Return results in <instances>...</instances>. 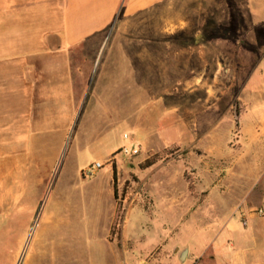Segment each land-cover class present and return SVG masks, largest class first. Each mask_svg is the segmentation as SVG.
Returning a JSON list of instances; mask_svg holds the SVG:
<instances>
[{
  "label": "rangeland",
  "instance_id": "1",
  "mask_svg": "<svg viewBox=\"0 0 264 264\" xmlns=\"http://www.w3.org/2000/svg\"><path fill=\"white\" fill-rule=\"evenodd\" d=\"M69 58L78 103L61 156L31 169L13 194L0 184V264H126L123 255L163 264L169 177L218 193L207 202L217 212L243 209L231 187L262 155L264 129V22H252L244 0L120 10ZM122 78L125 86H114ZM181 129L190 139L169 146V130ZM131 143L140 152L128 159L119 151ZM97 160L102 168L85 176ZM113 170L117 199L107 183ZM147 243L155 246L139 255Z\"/></svg>",
  "mask_w": 264,
  "mask_h": 264
},
{
  "label": "crops",
  "instance_id": "2",
  "mask_svg": "<svg viewBox=\"0 0 264 264\" xmlns=\"http://www.w3.org/2000/svg\"><path fill=\"white\" fill-rule=\"evenodd\" d=\"M165 1L0 0V184L11 185V194L31 169L52 167L61 156L78 103L70 50L105 30L120 10L133 15ZM244 6L253 23L264 22V0H244ZM121 81L125 86L123 78L114 86L120 88ZM191 135L188 130H169V146L183 144ZM80 136V148H86L88 140ZM89 138L94 140L93 134ZM261 141L262 155L253 159L248 177H237L230 191L233 200L244 201L245 226L234 204L221 212L208 208L207 202L218 193L203 190L200 181L191 191L180 177H169V224L164 227L169 256L163 264H264V129ZM68 154L69 149L63 161ZM113 154L111 150L108 159ZM78 156L74 153L75 159ZM107 183L114 197L110 174ZM253 210L262 214L250 213ZM154 246L140 245L139 255ZM122 259L126 264L131 260L127 255Z\"/></svg>",
  "mask_w": 264,
  "mask_h": 264
},
{
  "label": "built area",
  "instance_id": "3",
  "mask_svg": "<svg viewBox=\"0 0 264 264\" xmlns=\"http://www.w3.org/2000/svg\"><path fill=\"white\" fill-rule=\"evenodd\" d=\"M123 139L128 140L129 139L128 135H123ZM119 152L124 157L130 159V158L136 157L139 154L140 149H139V145L131 143L128 146L122 147ZM100 168H102V164L101 163H95L93 166L83 170L82 172L85 176H92L95 173V171H97ZM237 212L239 213L240 217L242 218V221H241L242 225L245 226L247 224V221L245 219V211L241 207H238ZM250 213L262 214V211L261 210H253V211H250Z\"/></svg>",
  "mask_w": 264,
  "mask_h": 264
},
{
  "label": "trees",
  "instance_id": "4",
  "mask_svg": "<svg viewBox=\"0 0 264 264\" xmlns=\"http://www.w3.org/2000/svg\"><path fill=\"white\" fill-rule=\"evenodd\" d=\"M113 181H115V172H114V170H113ZM114 198L115 199H117V192H116V187H115V185H114ZM120 203H118L117 204V210H119L120 209Z\"/></svg>",
  "mask_w": 264,
  "mask_h": 264
}]
</instances>
